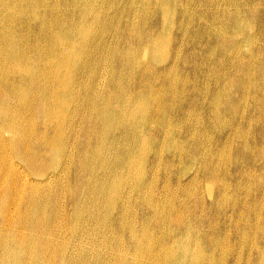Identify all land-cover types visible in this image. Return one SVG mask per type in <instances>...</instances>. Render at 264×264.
Returning a JSON list of instances; mask_svg holds the SVG:
<instances>
[{
  "label": "bare ground",
  "instance_id": "1",
  "mask_svg": "<svg viewBox=\"0 0 264 264\" xmlns=\"http://www.w3.org/2000/svg\"><path fill=\"white\" fill-rule=\"evenodd\" d=\"M118 2L0 0V264H264V191L223 229L188 201L264 156V0Z\"/></svg>",
  "mask_w": 264,
  "mask_h": 264
},
{
  "label": "rangeland",
  "instance_id": "2",
  "mask_svg": "<svg viewBox=\"0 0 264 264\" xmlns=\"http://www.w3.org/2000/svg\"><path fill=\"white\" fill-rule=\"evenodd\" d=\"M153 1V3H154V1H156V0H152ZM135 2H136V0H135ZM125 2H118V5H117V7H116V9H120V10H123L124 9V11H125V15H123V20H122V22L125 20V19H127L128 18V16H127V13L129 12L130 13V11H131V9H133L134 10V8L135 9H137V8H139V6L141 5V3H143V0H138V5L137 6H131L130 5V3H128V4H124ZM172 4H174V3H172ZM128 5V6H127ZM197 5H198V8H197ZM258 8H259V11H264V5H260V4H258V5H256ZM261 6V7H260ZM225 8V6H222V10H224V8ZM199 8H201L200 6H199V4H196V12L199 10ZM176 9H177V7H176ZM229 9V10H228ZM128 10V11H127ZM181 9L179 8V11H178V9L177 10H175V13H174V16H175V19L176 20H178L179 18H180V16H181V11H180ZM227 12H231L232 11V13L235 11V8H231V7H227L226 9H225ZM113 11H111L110 13H112ZM129 15V14H128ZM126 16V17H125ZM177 17V18H176ZM155 21V22H154ZM159 22V25L161 24V13L160 12H158V15H156L155 16V20H153V22L154 23H156V22ZM149 22H151V20H149ZM191 26V25H190ZM189 26V27H190ZM256 26V27H255ZM178 28L179 27H177L176 25H175V27H174V29L172 30V34H171V36H173V37H176L177 35H178ZM256 29V30H255ZM244 33L246 34V35H248V36H250V35H256L255 37L257 38L256 40L257 41H255L257 44H256V46L255 47H244L242 50H243V56H247V55H249L248 53H251V50H253V51H256L258 48L259 49H264V41L262 40V39H260V35H259V27H258V25L257 24H254V21L253 20H250L249 21V23H247L246 25H245V29H244ZM248 34H247V33ZM180 38V37H179ZM182 38V37H181ZM181 38H180V40H181ZM174 45H176V48H177V46H178V43L177 44H174ZM254 46V45H253ZM176 48H175V46H174V51L176 50ZM248 51V52H247ZM171 53H174L173 52V48L171 47ZM182 53H183V55L181 54V57H184V55L185 54H187V47L185 46L184 47V49H183V51H182ZM263 62H264V60H263ZM263 65H264V63H262ZM179 72H177L175 75H178V76H176V77H179L180 78V76H182V72L180 73V70H178ZM180 73V74H179ZM184 77V76H183ZM209 83V84H208ZM207 84L205 83V84H203V83H200L199 85L200 86H198V88H199V90L201 91V92H207V91H210V93L209 92H207V93H209L208 94V98H207V100L209 99V97H210V95H212V94H214V92L216 91V89L214 88V80L213 79H211L210 80V82H208ZM210 86V87H209ZM204 88H205V90H204ZM210 89V90H209ZM247 108V107H246ZM205 111V112H204ZM243 111V109L242 108H240V110L238 111V112H242ZM193 112V111H192ZM247 112H248V110H247ZM249 112H250V109H249ZM200 113H203V114H201L200 115V119L201 120H203V122H204V126H206V128H205V130L208 132L207 133V135L206 136H204L203 138L204 139H207L209 142H210V144H213V143H215L216 141H219V139L221 140V139H223L225 136V132H224V130H223V128L220 126L219 127V129H218V124H217V119H216V116L215 115H212L211 114V110L209 109L208 110V105L207 104H205L204 105V109L200 112ZM221 115V117H222V115H223V117H226V119H228V117H227V115H225L224 113H223V111H222V113H220ZM212 116H214L213 117V121L214 122H216V125H217V127H215V126H213V128H211L212 127V124L210 123V122H207L208 120H207V118H211ZM195 118L196 117H192V121H194L195 120ZM205 119V120H204ZM212 119V118H211ZM223 119H225V118H223ZM228 120H230V119H228ZM206 123V124H205ZM210 124H211V126H210ZM220 124V123H219ZM207 125H208V127H207ZM254 126V125H253ZM207 128H209L208 130H207ZM211 128V129H210ZM244 128V127H243ZM253 128V127H252ZM241 129H242V127H241ZM244 130H247V127H245L244 128ZM247 131H249V130H247ZM218 132H221L220 134L218 133ZM216 133V134H215ZM218 134V135H217ZM219 138V139H218ZM214 139V140H213ZM216 139V140H215ZM215 141V142H214ZM213 142V143H212ZM251 143V142H250ZM261 146H264V145H261ZM260 149H258V151H260V150H264V147H259ZM258 151H256L255 153L256 154H258ZM261 152H264V151H261ZM260 152V153H261ZM232 156V158H231V160L233 159V161H232V165H228V167H227V170L230 172V174L232 175V177H233V175H235V174H240V177H243L242 179H240L239 180V178L240 177H238V180H231V179H227L226 178V180H224V181H227L228 183H230L231 184V188L229 189V191H228V189H227V194H226V196L223 198L222 196V198H219V197H217L218 196V191H220V189H218V184L216 185V182H212L211 183V181L210 182H208V181H206V180H200V182H199V189L197 190V189H189V192L192 194V197H190V200H188V201H190L189 202V206H190V208L192 209V210H194V209H196V214L197 215H199L200 217H202L203 218V220H206L207 222H209L210 224H217L216 223V221L218 222V224H219V226H220V228L221 229H223L224 227H226V228H229L231 225H230V223H228L229 222V215H232V213H234L235 215L233 216V218H235L236 216H238L237 215V213L240 211V209L241 210H243V208H245V206L246 207H249V204L251 205L252 203H254V202H256V201H260V199L262 200V197L261 196H263V189H264V177L262 176V175H264V156L263 157H259V159L257 160V161H255V159L253 158V157H251V158H249V159H245V157H243V160H241L240 159V157H236L235 155H231ZM235 157V158H234ZM255 157H256V155H255ZM241 160V161H240ZM240 161V162H239ZM237 162V163H236ZM244 164V165H243ZM242 165V166H241ZM230 170H229V169ZM221 171H218V176L220 175V177H221V175H222V177H223V170L222 169H220ZM254 171V172H253ZM192 170L186 175V177L185 178H183L182 179V182H181V186H184L185 184H188L189 183V180H190V176L192 175ZM250 175V176H249ZM251 176H252V178H251ZM251 178V179H250ZM260 179V180H259ZM187 180H188V182H187ZM263 180V181H262ZM187 183H186V182ZM206 182V184L204 183V182ZM240 181V183H238V185H237V182H239ZM260 181V182H259ZM204 183V184H203ZM250 183H251V185H250ZM214 185V187L212 186H209V185ZM235 184V185H234ZM240 184V185H239ZM247 184V185H246ZM202 185H203V187H202ZM207 185H208V187H207ZM236 185H237V187L239 188V189H237L236 188ZM245 185V186H244ZM234 186H235V188H234ZM240 186V187H239ZM243 186V187H242ZM245 187H247V188H245ZM175 189H178L177 187H174ZM208 188V189H207ZM240 188H241V192L239 191L240 190ZM245 188V189H244ZM252 188V189H251ZM173 189V188H172ZM180 189V188H179ZM201 189V190H200ZM204 189V190H203ZM212 189H214V190H212ZM249 189H251V190H249ZM254 189V190H253ZM210 190H212L211 191V193L213 194V198H212V194L210 193ZM222 190V189H221ZM236 190H237V192H236ZM193 191V192H192ZM196 191V192H195ZM209 191V192H208ZM197 194V196H196V194ZM200 192H201V194H200ZM248 192V193H247ZM255 192V193H254ZM193 193H194V195H193ZM204 193V194H203ZM233 194V195H232ZM217 195V196H216ZM238 195H239V198H237V199H235L234 197H238ZM230 196H232V198L230 197ZM203 197V198H202ZM229 197V198H228ZM209 198V199H208ZM196 199V200H195ZM201 199H204V200H201ZM221 199V200H220ZM229 199H231V200H229ZM217 200V201H216ZM227 200V201H226ZM236 200V201H235ZM194 201H200V203L202 202V205L203 206H200V205H198V204H195L194 203ZM219 201V202H218ZM225 201V202H224ZM263 201V200H262ZM229 202V203H228ZM246 202V203H245ZM193 203V204H192ZM220 205H219V204ZM234 203V204H233ZM240 203V204H239ZM243 203V204H242ZM245 203V204H244ZM192 204V205H191ZM217 204V205H216ZM211 205V206H210ZM218 205H219V207H218ZM224 205V206H223ZM226 205H230L229 207L228 206H226ZM260 206H259V208H260V210H263L262 211V214H263V220L261 221V223L264 221V202H260V204H259ZM192 206V207H191ZM243 206V207H242ZM262 206V207H261ZM199 207H202V208H199ZM226 208V209H225ZM239 208V209H238ZM225 209V210H224ZM234 209H236L235 211H233ZM219 210V211H218ZM203 211V212H202ZM225 211V212H224ZM224 212V213H223ZM203 213V214H202ZM201 214V215H200ZM219 214V215H218ZM225 214V215H224ZM228 215V216H227ZM255 215L253 214V213H250V221H251V219H252V221H254V222H252V223H255L257 220L256 219H254V218H256V217H254ZM205 217V218H204ZM237 218V217H236ZM236 220V219H235ZM225 222V223H224ZM229 224V225H228ZM225 225V226H224ZM207 231H208V229H207ZM209 232V231H208ZM220 233V232H219ZM220 234H222V233H220ZM223 236V235H222ZM221 237V236H220ZM244 247H246V249L244 248ZM237 250L239 249V251H241V250H243L241 253H242V255H243V259L241 260V262H240V264H245V263H247L248 264V262H249V259L247 260V258H249L248 257V255H249V248L247 247V245L246 246H242V247H240V246H238V247H235ZM246 251H248V252H246ZM244 253V254H243ZM247 253V254H246ZM217 256V255H216ZM247 256V257H246ZM256 258V257H255ZM216 260H217V262L219 263V262H221L222 260L220 259V255H218L217 257H216ZM245 260H247V262L245 261ZM253 261H254V257H252V263L251 264H253ZM229 263V262H228ZM220 264V263H219ZM223 264H225L224 263V261H223Z\"/></svg>",
  "mask_w": 264,
  "mask_h": 264
}]
</instances>
